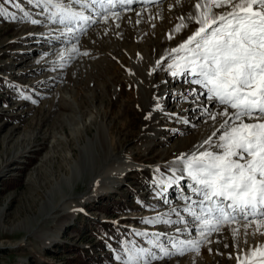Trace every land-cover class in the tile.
Instances as JSON below:
<instances>
[{"label":"rangeland","instance_id":"374dc122","mask_svg":"<svg viewBox=\"0 0 264 264\" xmlns=\"http://www.w3.org/2000/svg\"><path fill=\"white\" fill-rule=\"evenodd\" d=\"M195 2L161 0L147 9H118V16L109 12L105 19V14L97 15L96 6L81 8L76 0H64L65 7L90 19L60 24L59 16L51 17L50 11L28 0H0V8L8 13L0 15V264H121L116 256H123L125 246L148 248L157 256L162 255L161 246L173 252L151 264H236L242 253L264 243V226L245 228L237 218L206 233L199 253L177 255L172 248L181 240L201 241L199 222L184 209L191 207L199 214L202 197L193 193L187 176L179 182L170 178L171 153L181 142L208 130L218 111L214 113V105V111L208 108L202 93L193 100L176 95L182 89H205L191 83L187 72L171 74L168 65L177 56L171 53L153 76L163 86L168 118L156 126L166 135H154L146 126L154 105L146 103L128 78L129 55L148 49L157 57L187 39L198 27L195 20L185 19ZM20 8L38 23L25 20ZM225 10L230 8L218 9ZM180 21H186L185 28L168 38ZM191 101L196 106L189 109ZM99 122L109 126L116 153L139 164L114 184L108 183L106 172L100 171L91 182L89 170L76 178L73 169L79 146L93 138ZM203 145L188 147L186 155L219 151L209 145L201 149ZM66 177L70 188L62 182ZM51 190L54 201L63 194L68 197L42 218L41 204ZM35 219L39 223L33 227Z\"/></svg>","mask_w":264,"mask_h":264},{"label":"snow or ice","instance_id":"6c2138e0","mask_svg":"<svg viewBox=\"0 0 264 264\" xmlns=\"http://www.w3.org/2000/svg\"><path fill=\"white\" fill-rule=\"evenodd\" d=\"M28 3L50 11L53 18L59 16L60 24L71 20L87 23L90 19L82 11L65 7L64 0H28ZM76 3H80L81 8L98 7L101 12L97 15L103 13L107 19V13L118 3L130 4L132 0H76ZM225 5L230 11L213 14L212 9ZM14 6L19 8L18 3ZM195 9L199 13L195 17L198 27L171 50L177 56L168 67L173 76L181 71L191 75V83L206 90L208 101L223 106L218 115L225 119L220 125L218 142L212 145V137L204 141L205 145L219 151L205 149L177 158L183 164V173L192 182L193 193L202 197L199 214L191 207L184 209L199 222L201 241L174 242L172 248L177 255L185 251L199 253L206 233L219 231L221 224L236 221L237 214L246 221L245 228L250 223H255L257 230L264 226V0H210L207 6L197 2ZM20 11L25 20L38 23L30 18L29 12L23 8ZM0 15L8 13L0 8ZM111 15L119 14L112 11ZM11 19H17L14 13ZM72 31L67 28L68 33ZM71 51L76 52V47ZM250 215L261 219L249 221ZM153 222L155 220L145 221ZM177 222H183V218ZM160 252L162 255L157 256L148 248L125 246L123 256L117 255L116 259L121 264H151L153 260L173 254L162 246ZM237 264H264V248L251 250L245 261L237 258Z\"/></svg>","mask_w":264,"mask_h":264},{"label":"bare ground","instance_id":"6f19581e","mask_svg":"<svg viewBox=\"0 0 264 264\" xmlns=\"http://www.w3.org/2000/svg\"><path fill=\"white\" fill-rule=\"evenodd\" d=\"M160 1L161 0H132V3H130V4H119L118 3L114 9L110 10V12L116 11L118 9H125V10L131 9V8H135V10L136 9H142V8L147 9L150 5L153 7L154 4H156ZM197 2L201 3L204 6H207L209 4L210 0H196V2L193 3V6H191V8L189 7L190 10L185 15V19L195 20V17L197 15H199L197 10L195 9V4ZM218 9L219 8L212 9L213 14L219 15V14L227 12V10L218 11ZM228 11H230V10H228ZM186 21H184V22L180 21L171 30H169L167 33L168 38H173V37L175 38L179 34V32H181L183 30V27L185 26ZM177 29H179V30H177ZM181 43H179V44H181ZM179 44H178V46H179ZM177 47H168V48L162 50L160 52V55L157 57H152L148 49L143 50L142 52L138 51V53L134 54V56H132L133 54L131 56L129 55L130 65L128 67V71H129L128 72L129 73L128 78L136 83L137 89H138V94H140L141 97H145V100H147V102L146 101L145 102L146 103H152L154 105L153 109H150L148 112V116H150V117H149V120L146 122V126L150 127V129H151V131H153L152 133L154 135H159V134L166 135L164 133L165 131H163V129L161 127H156V126H158L162 120L164 121L167 118V113L163 110L164 105H162V103H163L162 98L164 97V90H162L163 86L159 83H155L153 76H154V74L156 72V68L158 66L157 61L161 62L162 60H164L167 56H169L172 53L171 50L173 48H177ZM179 76L182 77V75H179ZM177 80H180V77L177 78ZM172 81H173V79H172ZM201 93L203 95H206V90L202 91L199 88H197L196 90L192 89V90H189L187 92L186 90L182 89L179 91V94H176V95L181 96V98L184 100H189L190 98H191V100H193L194 99L193 97L201 96L202 95ZM66 98L68 99V97H66ZM190 103H191V106L194 105V107L190 106L189 109L195 108L196 105L194 104V101L193 102L191 101ZM208 104H209L208 108H210L211 110L214 109V107H211V106H213V105L216 106V110L215 111L213 110L214 113L217 111H218L217 113H220L221 111H223V107H221V105H219L217 102L208 101ZM229 111H232V110L229 109ZM214 117H216V118L212 120V123H211L212 125H210L208 130H205L203 132V134H198V135H195V136L189 138L188 141L186 140V141L181 142L176 147V149L171 153L172 158H171V161L169 163L170 178H174L173 180H177L179 178L177 180L179 182L183 177H186V174L183 173V171H182L183 164L180 161H178L177 158L181 157V156L187 157L186 149L188 147H194L195 144L200 143V142L203 144L204 141L207 140L209 137L214 138L218 134V132H220V125L223 123V120L225 118L222 116H219V115H214ZM196 119H198V117H196ZM186 121L182 120V123H186ZM187 123L191 124L192 122L189 121ZM192 124L194 125V123H192ZM108 127L103 122H99L95 127L96 131H95V134L93 135V138H88L87 142L83 146H79V148H78L79 157L77 158L78 162H77V164H75L73 166L76 178L77 177L79 178L81 176L80 172L83 169H85V170H89V172L91 174V182H94L96 174H98L101 171L103 173L106 172L108 174L107 179L110 181L108 183L114 184L116 182L115 180H119L120 178L124 177L127 173L136 170V167L139 165L137 163V161L123 160L122 156H119L122 153H120L119 155L116 153L115 147L117 146V141H116V139H113L112 137H110ZM168 139L169 138H167V140ZM205 146H207V145L204 144L201 149H204ZM70 181H71L70 177L62 178V182L68 188H70ZM105 183H107V182H105ZM58 188H61V187L59 186ZM107 188H109V187L107 186ZM53 190H51L47 193V196H46L47 200L43 201V203L41 204L42 209L40 210V214H41L42 218H44V215L46 216V215L51 214V212H50L51 210L54 211L57 208H59L62 205L60 203L63 201V199L65 200V198L68 197V196H66V194H63V195H61L59 200L54 201ZM50 199L53 200L52 203L48 202ZM49 203H51V206H49ZM3 215H4V207L0 208V221H1V218ZM237 215H238L237 218L240 220V225L245 224L246 221L243 219V217L240 216L239 214H237ZM145 217L146 216H143V218H145ZM258 219H260L259 216L253 217L250 215L248 217L249 221L258 220ZM133 220H134V218H133ZM38 223H39V219H35L33 227H35V224H38ZM254 224L255 223H250L249 225H254ZM29 227L30 228H26L24 226V228H26V230H32V231L34 230V228L32 226H29ZM1 228L3 230H7V231L12 230L11 228H5L4 226H1ZM47 240H49V239H47ZM22 244H23L22 242H19L17 245L20 246ZM256 247L264 248V243L258 244L255 247L250 248L247 252L242 253L240 258H239L240 261L247 260L249 255H250L251 250L255 249Z\"/></svg>","mask_w":264,"mask_h":264}]
</instances>
